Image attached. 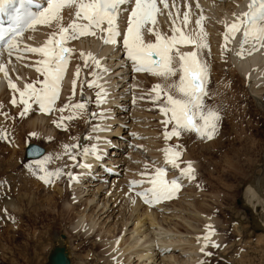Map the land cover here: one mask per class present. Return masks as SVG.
I'll return each instance as SVG.
<instances>
[{
	"label": "rangeland",
	"instance_id": "rangeland-1",
	"mask_svg": "<svg viewBox=\"0 0 264 264\" xmlns=\"http://www.w3.org/2000/svg\"><path fill=\"white\" fill-rule=\"evenodd\" d=\"M177 4L181 12L185 11V5L183 6L180 1ZM213 10L214 8H211L209 10L211 13L204 14L208 17L204 22L205 29L208 34H212L211 36L209 35L211 40L208 36V43H211L214 36L213 33L209 32L215 29L214 25L210 27L208 21L217 23L216 20L218 19L219 22V17L217 18L215 13L212 15ZM198 15L192 18V27L195 26L194 22ZM69 19H71V16ZM158 24L163 26L158 30L171 35L168 17H158ZM48 29L56 30L55 27H48ZM148 40L147 42H154L155 37H148ZM210 43V51L205 50L202 53V58L207 61L209 66L208 95L204 98V102L207 107L218 111L220 115L218 129L212 139H202L196 133L191 132L182 133L181 136L172 137L167 141L169 146H180L177 150L182 151V155L179 158L181 168L186 167L187 161L193 162L196 179L189 181L181 178L182 187L178 190L175 197L160 204V206L152 207L153 211L156 210V218L161 219L163 214V217H168L164 224L170 226L171 232L167 234L168 236L163 235L162 237L167 236L166 244L170 243V246L168 245L166 250L152 246L146 258L138 257L149 244L144 243L143 249L140 246L134 247L130 244L135 242V236L136 238L139 236L141 239L145 235L150 234L151 228L148 229L150 224L142 218V222L136 224L139 221L137 219L138 213L131 212L125 206L124 199L117 194L119 190H116L117 187L115 185L120 179H125L127 176L125 172L129 171V169L137 170L135 172L139 176L145 172L150 175L156 168L154 163L162 160L158 152H156V148L160 145V148H163L164 145L160 134L164 133L166 129L159 117L161 115L159 105L163 103L164 98L162 96L160 101L153 102L149 95L153 85L162 83V81L157 77L149 76L147 73L143 77L132 76L129 78V85L133 86V91H135L133 93L134 98H132L134 107L130 106L126 111H123V115L128 116L134 111L137 113L135 115L138 118L131 122L129 121L130 119L128 120L125 117L126 120L124 119L125 122L122 129L118 131L119 134L112 130L109 133L105 132L109 135V139L107 138L106 142L110 148H112L111 142L116 137L127 146L122 145L121 149L117 148L118 153L122 151L121 155H111L116 157V160H119H117L118 164L121 163L117 172L114 171L118 169L115 166L117 164L113 163L114 167L110 175L116 174L115 181L109 180V182L106 180L107 184L105 183L106 185L100 188L96 194L97 183L103 182L98 176L102 175L92 176L90 178L91 181L87 183L91 184L95 181L96 185L92 183V185L84 186L83 182L75 184V181L69 178L67 172H71L73 176L77 175L78 167H73L72 165L80 162L83 150L95 143L94 131L91 132V129L94 130L98 126L94 128L90 126L100 123L102 120L99 117L101 114L100 104L96 103L97 87L89 88L87 84H84L83 88H81L80 85L82 83L77 85V87L79 86V91L82 89L86 90V88L90 91L88 94L89 105L86 106L87 110L85 109L81 115L71 121H64L63 124L67 127V130H65L64 126L57 127L53 123V121H59L61 113L58 114V117L54 116L55 118L49 123L51 125L50 128L52 127V135L50 137L49 135H44L47 132L45 128L41 131L36 130L38 134L30 136L29 134L32 132L29 133L31 128L26 122L25 115L23 117L19 115L23 105L13 106L9 101L5 103V99L2 97L5 105L2 104L0 112L1 118L4 119L5 123L1 124L0 127L7 129L10 136L7 140L0 139V181L5 182L0 183V264H49L48 255L56 244L55 238L58 235H65V238H68L67 240L73 243L72 247L68 242L65 243L70 254V264L88 263L87 258L91 252L102 255L101 259H96L99 264H105L107 261L113 260L120 252H116L115 256H111L109 253L113 249L104 252L107 246L103 245V243H110L114 238H119V244L122 243L123 245V242H125V245L131 247L120 258L121 264H187L188 262V264H192L194 261L192 255L194 245L190 244H193L192 240L195 234L193 230H196L195 226L201 227L202 225L201 219L197 218V212H194L196 210L214 218L218 222L217 228L219 230L217 232L220 231L223 235V244L225 246L224 253L220 249L208 251L210 255L204 253L202 256L203 264H264V232L258 226L261 222L264 224V216L255 214V222H252L248 211L246 212L242 207V205H245L242 192L247 186L256 187L264 193V81L260 84H256L253 81L251 83L246 82L230 65L232 62L231 51H222L219 55L215 44L213 45V42ZM69 44L74 49L73 41L69 42ZM192 50L193 48L188 51ZM73 52L75 53L73 55L75 62L80 64L81 70L85 58L77 53L75 49ZM116 54L117 57H110V54H106L103 63L106 62V59L109 62L112 59L110 64L118 60L121 62V48ZM92 63V61H89L88 66H84L85 76L82 78L80 73L77 82L81 78L82 82L85 79L92 81V76L89 74L90 71H88L92 68ZM113 66L107 71L114 70L117 66L116 63ZM40 79L38 77V80ZM253 87L260 91L262 90L261 95L258 96V101L261 102L262 106L258 105L256 100H254L255 98L251 96V88ZM65 90L62 96L63 99L60 101V107H63L68 102L69 97L72 98L73 103L78 102L77 96L73 95L72 88L71 91L70 89ZM15 95L19 99L18 93ZM34 111H31V115L34 114ZM87 113H90V116L86 118ZM69 114L67 110L63 113L64 116ZM135 115L133 118L136 117ZM5 116L8 118L5 119ZM96 116L98 118H95ZM129 118H132V116ZM172 127L173 125L169 124L167 130L171 131ZM130 129H133L132 132H130ZM124 130H127L128 133H125ZM78 131L83 132L84 142L76 150V161L71 164V159L64 154V145H74ZM31 143L42 146L45 149L44 155L36 159H27L25 157V148ZM151 145L152 147H150ZM72 152L74 151L72 150ZM46 155L54 157L47 165L50 171H54L56 168H63L65 173L59 179L54 178L51 184L39 179L41 173L38 169L29 168V165H32L35 160L42 159ZM57 155H60L61 158L56 159ZM146 165L147 168L145 167ZM96 168L97 166L91 170ZM170 171L180 174L179 169L172 168ZM130 175L132 174L128 176ZM148 175L143 176V178H147ZM118 183L121 184V182ZM108 184H111L110 188L107 187ZM78 187L87 190L81 194L82 201H77L78 198L75 199L73 197L74 191L79 189ZM257 195L261 197L258 193ZM92 197H94L92 203L104 201L112 210L104 213L99 218V213L95 215L92 210H83L85 198L91 199ZM82 214L87 221H96L94 232L96 230H99V232L94 237L85 238L81 233H75L77 228L74 229L75 232H72L74 225H76L75 222ZM184 218L185 222H183ZM233 223L237 225H233ZM235 227L238 231L234 229ZM259 234L260 236H258ZM261 234H263V238ZM187 235H190L189 238ZM185 239L187 240L183 241ZM92 242L96 245V248H93ZM80 243H83L80 245L82 248L80 246L77 247ZM83 245L87 246L83 247ZM139 249H142V252ZM189 251H191V254Z\"/></svg>",
	"mask_w": 264,
	"mask_h": 264
},
{
	"label": "snow or ice",
	"instance_id": "snow-or-ice-1",
	"mask_svg": "<svg viewBox=\"0 0 264 264\" xmlns=\"http://www.w3.org/2000/svg\"><path fill=\"white\" fill-rule=\"evenodd\" d=\"M14 0H0V12L5 10L7 4ZM21 9H13L16 15L13 18V26L0 28V57L5 53L9 60L7 63H0V73L7 81V87L12 90L13 96L10 103L13 106L23 105L19 113L23 117L26 113L37 106L42 113H61L59 121H53L57 127L64 126V121H71L82 114L86 109V102H68L60 108H56V102L60 99L62 82L66 75L70 56L74 49L69 47L71 41L83 37H95L105 45L122 43L128 60L132 63L136 72L149 73L159 78L162 83H157L150 90V97L153 102L160 101L163 96V103L159 105L160 112L166 117L161 123L165 126L164 138L169 140L172 137H179L182 133H196L202 139H212L217 132L220 115L218 111L207 107L204 98L208 95L207 83L209 79V66L202 53L210 51L208 33L205 29L204 9L197 2L196 7L200 14L195 19V26L192 27L191 6L186 4L188 10L181 12L176 0H45L43 5H37L38 11L32 12L25 9V4L33 3V0H19ZM175 9V11H173ZM68 11L71 19L67 25L64 24V14ZM167 12L170 21L171 35L158 30V17ZM231 22L226 19L219 21L225 27L223 33V51L230 49L227 45L234 40L237 34L240 35L239 50L236 55L243 58L245 55H252L254 52L264 50V0H248L246 10L240 13H233ZM121 21L125 27L121 29ZM36 25H43L49 28L55 27L47 40L41 46L21 47L20 38L24 31L35 30ZM149 33L155 37L154 42H146L145 34ZM181 46H191L192 51L183 52ZM37 54L36 71L43 77L31 83H25L23 89L19 88L9 76L8 64L11 57L15 55L17 60L23 59L24 54ZM80 55L85 57V53ZM95 63L101 68V61L89 52L86 54L84 66L88 62ZM107 71V69H102ZM80 67L76 69L75 77L72 80V92L75 95L76 83L79 79ZM94 80L85 79L84 84L89 88L96 86L97 104L105 103L107 90L99 83L97 72L90 73ZM178 77V78H177ZM19 79V77H17ZM177 78V79H174ZM18 93L19 99L16 97ZM154 93V95H152ZM175 93V94H173ZM83 94V92H81ZM69 115L64 116L65 111ZM170 114V115H169ZM8 117L5 116V119ZM169 124L173 127L167 130ZM65 130H67V127ZM99 130V129H97ZM35 136V133H30ZM10 133L7 129L0 128V139L7 140ZM75 145H64V154L73 162L76 155L72 150ZM180 146H169L163 149L165 162L173 169H179L180 175L177 178L168 180L166 170L163 167H156L153 174L146 172L141 176L148 175V179L133 180L129 186L135 188L138 185L149 184L150 187L137 191L135 195L143 199L144 203L154 205L163 200L174 198L182 187L181 178L189 181L195 180V168L192 161L186 162V167L181 168L179 158L182 155ZM39 155V150H34ZM99 149L96 145L85 148V158L93 156L99 159ZM60 159V155L55 157ZM54 159L46 155L37 159L30 169H38L41 175L39 179L51 184L53 179H59L64 175L63 168H56L50 171L47 165ZM73 167L90 168L87 163H74ZM147 168V165L145 166ZM70 179L76 180L71 172L67 173ZM0 183H5L0 181ZM135 202V201H133ZM215 235V229L211 225L206 226V233L197 239H203L204 245L200 248L203 253L209 246L208 242ZM212 247H220L214 241ZM210 255V253H208ZM202 264V262H201Z\"/></svg>",
	"mask_w": 264,
	"mask_h": 264
},
{
	"label": "bare ground",
	"instance_id": "bare-ground-1",
	"mask_svg": "<svg viewBox=\"0 0 264 264\" xmlns=\"http://www.w3.org/2000/svg\"><path fill=\"white\" fill-rule=\"evenodd\" d=\"M178 1H180V3L183 4V6L185 5V8H184L185 11L188 10L187 7H186V4L191 6L192 18H194V16L200 14L199 9H197V7H196L197 2H199L201 7L203 9H205L204 10V14L205 13H211V11H209V10L211 8H214V10H213L214 12H212V15H213V13H215L217 15L216 17L217 18L219 17V21L226 19L227 21L231 22L232 19H233L232 14L233 13H240L245 8V4H244L243 0H177V2ZM177 2H176V4H177ZM177 6H178V4H177ZM173 11H175V9H173ZM165 16L167 18V12H165L164 15H161L159 17H165ZM69 17H70V15H69L68 11H65V14H64V23L65 24H67L70 21ZM216 21H217V23H214V22L212 23V21H210V20L208 21L210 23V27H211V25L215 26V29L212 32H209V33H213L214 34L211 43L213 42V45L215 44L216 51L218 50L217 54L220 55V53L223 51V47H222L224 45L223 33L225 32V27H224V25L222 23L218 22V19ZM124 27H125V25H124L123 21H121V29L123 30ZM162 27H163L162 25L158 24V29H161ZM51 32H53V30L48 29V27H46V26L36 25L35 26V30H28L24 34V36L22 38H20L21 47H23L24 45L36 46V47L41 46L47 40V38L49 37ZM100 35L101 34L98 33L97 36L92 37V38L83 37V38H80L78 40L73 41V46H74L75 51L77 53H79V54L81 52L85 53V57H83V58H86V54L91 52V53L94 54V56L96 58H98L101 61V68H97L95 63H92V68H91L92 71H91V69H89L88 71H90V73H92L94 71L98 73V75H99V83L104 86V88L107 90V93H108L107 98H106V102L105 103H101L100 106H99L100 109H101V114L99 116L102 119L101 122L100 123H96L93 126H90L91 128H94L95 126H98L97 129H99V130H97V129L92 130L91 128L90 129H91V132L94 131L93 135H95L94 136L95 137V143L92 144V145H96L98 147V149H99V153L98 154L100 156H102V158L101 159H94L93 156H89V157L85 158L83 156V154H82V160L80 162H78V163H87V164H90L91 167L90 168H80V167H78L77 175H75V177H77V176L78 177H77L76 180H74L75 184L79 183V182H83L84 186L85 185H92V183L94 185H96L95 181L92 182L91 184H87V183H88V181L89 182L91 181L90 180L91 176L102 175V176H98V178L101 179L103 182L102 183H97V188H96L95 194L100 190V188H103V186H105L107 184L105 182L106 180L107 181L112 180L113 182L115 181L116 174H111L110 175V173L112 172L111 170L114 167L113 163H116L117 165H115V166H117V168H118V169L114 170L115 172H117L120 169L119 165H121V163L118 164L119 160L117 159L118 160L117 161L116 157H112L111 155H121L122 151L118 153L117 148L121 149L120 147H123L124 145H126L125 143H123L122 140L119 141V139H117V137H116L111 142L112 143V148H110V146L106 142L109 139L108 138L109 135L106 134L105 132L109 133L112 130L113 132H115L117 134L118 131H120L122 129V126H123V124H124V122L126 120L125 117H127L128 120L130 119L129 121H131V122L134 121V120H137L138 116L135 115L137 113H135L134 111H133L134 114H133V112H131L128 116L127 115H123V111H126L130 106L134 105V100L132 98H134L133 93L135 91H133L134 87L129 85L130 84L129 83V78L132 77V76H142V77L145 76V73H143V74H131V71L133 70V67L131 66V63L128 62V60H127L126 51L123 48L122 43H118V44H115V45H105L103 43V41L100 39ZM209 35L211 36L212 34H208V36ZM210 36H209V38H210ZM148 37H153V35L149 34V33H146L145 34L146 42L149 41ZM210 40H211V38H210ZM239 42H240V35L237 34L236 38L234 40H231V42L228 44V48L231 51L230 57L232 59V62L230 63V65L232 67H234L233 68L234 71H236V73L239 74L240 77H242V79H245L246 82L251 83L253 81L256 84L262 83L264 81V50L254 52L252 55H245L243 58H240V57H238L236 55V52L239 50ZM68 45L70 46V44H68ZM215 46H213V47H215ZM115 47H116V50H115ZM119 48H121V55H120L121 58H122L121 62L118 60V61L110 64L112 59L110 60V62L108 61V59H106V62L103 63L104 59L106 58V54L107 55L110 54L111 55L110 57H112V56L115 57L117 55L116 52H118ZM191 48L192 47L189 48L188 46H182L181 47V51L187 52ZM111 49H112V51H111ZM109 51H111V52L107 53ZM74 54L75 53L73 52L71 54V56H70L69 65H68V68L66 70V75H65V78H64V80L62 82V89H61V93H60V99L56 102V105H55L56 108H60V106H59V105H61L60 101L63 99L62 96L64 95V93L66 91L65 89H70V91H71V88H72L71 82H72V80L75 77V73H76L75 71H76L78 66L80 67V64L79 63L77 64L75 62V57L73 56ZM110 57H109V59H110ZM39 58L40 57L37 54H30V53L29 54H24V58L20 59V60H17L15 58V55H13V57H11V63L8 64L9 76L12 79V81L17 84V86L19 88L22 89L24 87L25 83H31V82L37 81L38 77L41 78L40 80L43 79V77L35 70L36 67L39 66L36 63ZM8 60H9V57H7L6 53H5V55L3 57H0V63H7ZM115 63H116L117 66H116V68L114 70H111V71H103L102 70V69H105V68L106 69H110V67H112ZM82 65H83L82 67L84 68V63H82ZM113 67H115V66H113ZM83 68H81V70H80L82 78L85 76V72L83 71ZM147 74L149 76H152L149 73H147ZM17 77H19V79ZM82 78L80 79L79 82L76 83V90H75L76 94L75 95L77 96L78 102H86V106H88L89 105V100H90L88 94L90 93V91L87 88H86V90L82 89L81 91H79L78 90L79 86L77 87V85H80L82 83ZM93 79H95V77L92 76V80ZM3 86H4V88H2ZM95 87L96 86H94V88ZM99 90L100 89L97 88V92ZM251 90H252V95L251 96L253 98H255L254 100H256L258 105H261L260 104L261 102L258 101V96L261 95L262 90L260 91L259 89H255L254 87L251 88ZM70 91H69V93H70ZM81 92H83V94H81ZM12 96H13L12 90L7 87V81L5 80L3 74L0 73V110L2 109L1 107L3 105H5L3 100H2V97H4L5 103H6V101H9V102L11 101ZM221 98H220V101H221ZM34 110H36V111H34ZM86 110H87V108H86ZM31 111H34L33 115H31ZM31 111L26 113L25 116H24L28 126L31 128L29 133L32 132V133H35L37 135L38 133H37L36 130H40L41 131L42 129L44 130V128H45L47 132H46V134L43 132L44 135H49V137H50L52 135L51 134L52 133V129H51L52 127L50 128L51 125H49V123L53 120V118L58 117V114L60 112L53 111L52 113H47V114L46 113H42L41 111H39L37 106H33V109ZM134 115L136 117L133 118ZM89 116H90V113H87L86 114V118L89 117ZM131 116H132V118H129ZM95 118H98V116H96ZM157 119H159V118H157ZM4 123H5V121H4V119L1 118V112H0V125L4 124ZM132 124H135V123H132ZM126 126H127V124H126ZM123 128H125V127H123ZM132 130L133 129H130V132H132ZM136 131H138V130H136ZM124 132L128 133L127 130L126 131L124 130ZM150 132H151V130H150ZM150 132L148 131V133H150ZM113 135H114V133H113ZM160 137L162 138V144L164 142V145H163V148H160L161 145L156 148V152H158V154L160 155V158H162V160H159L156 163H154V164H156V167H158L160 164H162V165L164 164V162H165V160H164L165 159V154L163 152V149L169 147V145L167 143L168 140H165V138H164V133H161ZM83 138H84L83 137V132L82 131H78L77 136L75 138V143H74V145L76 147L73 148V151H74L73 154L74 155H76V150L84 142ZM150 147H152V145ZM150 158L154 159L152 157H150ZM155 160H156V158H155ZM142 162H144V161H142ZM72 163H73V161L71 160V164ZM148 163H150V162H148ZM95 166H97V168L94 169V170H91ZM167 166H169V164H167ZM171 169H172V167L169 168L168 170L170 171ZM135 171H137V170L129 169V171L125 172V173H127V176L125 177V179H120L119 181L116 182V185L114 183H113V185H115L117 187L116 190H119L117 194L121 195V197H123L124 202H125V206H127L131 210V212H137L138 213L137 219L139 221L136 224H139L140 222H142V219L147 220L149 222V224H150V227L148 228V229L151 228V230L149 232L150 234L145 235L141 239H140L139 236H138L139 238L138 237L136 238V236H135V239H134L135 242H131L132 244H130L131 246H134V247L135 246L136 247L140 246V248L144 247L143 246L144 243L149 244V246L144 248L146 253L144 251L138 257V258H143V257L146 258V255L148 256V254L150 253L149 250L151 249L152 246H157L158 248H160L162 250L163 249L166 250L168 248V245L170 246V243L166 244V241H167L166 237L168 236L167 234H169L171 232V230H170V226H166V224H164V221H167L166 219L168 217L167 218L163 217V215H164L163 214L161 219L156 218V214H155L156 210L153 211L152 208L149 205H145L144 203H142L140 197H137L136 195H133V194H131L129 192L128 186H129L131 181L145 179V178L139 176L138 173H136ZM67 173H69V171ZM129 174H132V175L128 176ZM175 174H177V173L171 172V171L168 173L169 177L170 176L173 177V175H175ZM177 175H180V174H177ZM184 181H187V180H184ZM118 182H121V184L118 183ZM110 185L111 184H108L107 187L110 188ZM78 186H80V185H78ZM121 186H122V188H121ZM145 188H147V183L142 184V185H138V187H137V189H145ZM84 191H87V190H85V188L76 189L74 191L73 197L75 199L78 198L77 201H79V200L82 201L81 200L82 199L81 198V194L84 193ZM255 191L261 197H259ZM242 194H243V199H244V203H245V205H242V207H243V209L246 212L248 211V214H249V217H250L251 221L255 222V214L264 216V193L261 192L260 189L250 185V186H247L243 190ZM118 195H117V197H118ZM93 199H94V197H92L91 199L90 198H85V207L83 208V210H86V209L92 210V213H95V215H97L99 213L98 214V218L101 215H103L104 213H106L108 211L110 212L112 210V209L110 210V207L104 201L103 202H94V203H92ZM133 201H135V202H133ZM157 206H160V205H156L155 207H157ZM179 212H181V211H179ZM194 212H197V218L199 220L201 219L202 225H201V227L200 226H195L194 228L196 230H193V232L195 231L194 232L195 234H194V237H193V240H192L193 244H190V245H194V247L192 249V253H193L192 255H193V260L194 261L192 262V264H201V262L203 264L204 261L202 259V256H203L204 253L207 254L208 251L215 250V249H220L224 253V251H225V246L223 244L224 240H223V235L221 234V232L220 231L217 232L219 230L217 228L218 222L214 218L209 217L208 215H205L202 212L200 213V211H198V210H196ZM84 217L85 216L83 214L78 217V220L75 222L76 225H74V228L72 229V232H75L74 229L77 228L75 233H78V234L81 233V235H83V237H85V238L94 237L96 235V233L99 232V230H96L94 232V227L96 225V221H94V220L87 221V219L84 218ZM180 217H182V216H180ZM180 220H181V218H180ZM183 222H185V218H184ZM207 225H211L215 229V235L211 237V240L208 242L209 246L205 249V252L202 253L200 251V248L204 245L205 241L202 238L199 239V240L197 238L198 237H202L206 233V226ZM233 225H237V224L233 223ZM185 226L187 227V224ZM258 226L264 232V224H263V222H261ZM236 227H239V226H236ZM236 227L234 229L238 231V229ZM190 231H192V230H190ZM163 235H167V236H164V238H163L162 237ZM189 236H188V238H189ZM258 236H260V234ZM262 236H263V234H261V237ZM67 239L65 238V235H64V237H62L61 235H58L55 238L56 244L60 243V244L65 245V243L68 242L69 245L72 247L73 243H71V241L67 240ZM186 240L187 239H185L183 241H186ZM213 241L215 243L219 244L220 247H212L211 243ZM118 242H119V238H114V239H112V241L110 243H108V242H104L103 243V245L107 246L105 248L106 250L104 252H108V251L113 249V251L109 253L111 256H113V255L115 256L116 252H120L118 254V256H116L113 260L107 261L105 264H108V263L114 264V263H118V262L120 263L121 262L120 258L123 257L127 253V251H129V249H131V247H128L127 245H125V242H123V245H122V243H120L122 246ZM257 243H258V241H257ZM82 244L83 243L78 244L77 247L82 245ZM118 244H119V246H118ZM85 246H87V245H83V247H85ZM92 246H93V248H96V245L93 242H92ZM65 247H66V245H65ZM73 247H75V246H73ZM80 247L82 248V246H80ZM188 247H187V249H188ZM142 249H139V251H141ZM190 252L191 251H189V253ZM101 256H100V254H95L94 252H91L89 254L88 258H87L88 259V263L99 264V262L96 259H101ZM190 258L192 259V257H190ZM88 263L85 262V264H88Z\"/></svg>",
	"mask_w": 264,
	"mask_h": 264
},
{
	"label": "water",
	"instance_id": "water-1",
	"mask_svg": "<svg viewBox=\"0 0 264 264\" xmlns=\"http://www.w3.org/2000/svg\"><path fill=\"white\" fill-rule=\"evenodd\" d=\"M35 149L39 150V155L35 153ZM44 151V148L40 145L31 143L25 149V157L27 159H35L42 156ZM61 236L64 237V235ZM48 262L49 264H70L69 252L66 247L60 243L55 245L48 255Z\"/></svg>",
	"mask_w": 264,
	"mask_h": 264
}]
</instances>
